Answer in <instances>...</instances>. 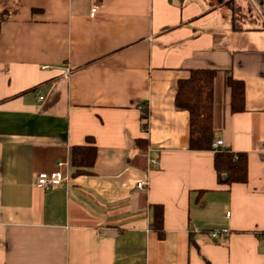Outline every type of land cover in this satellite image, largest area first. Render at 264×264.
<instances>
[{"label":"crops","instance_id":"1","mask_svg":"<svg viewBox=\"0 0 264 264\" xmlns=\"http://www.w3.org/2000/svg\"><path fill=\"white\" fill-rule=\"evenodd\" d=\"M1 9L0 264H264V0ZM210 69L216 138L247 155L246 184L218 183L215 152L190 150L189 114L175 108L177 81ZM230 79L245 85L241 113ZM90 138L95 164L76 173L72 149ZM54 173L68 181L36 185Z\"/></svg>","mask_w":264,"mask_h":264},{"label":"trees","instance_id":"2","mask_svg":"<svg viewBox=\"0 0 264 264\" xmlns=\"http://www.w3.org/2000/svg\"><path fill=\"white\" fill-rule=\"evenodd\" d=\"M4 14L0 13V32L4 22ZM216 70H193L187 79L177 81L175 85V108L189 114L191 151H214V167L220 185L232 186L248 182V157L244 153H234L228 150H214L213 144L217 140L214 131V81ZM231 89V109L233 113L245 110V85L242 81L229 80ZM142 130H149V110L145 106L142 110ZM90 146H75L72 149L71 163L76 173H89L95 164L97 148L94 139H88ZM138 145L146 149V140H138ZM153 228L160 239L164 232V208L154 206Z\"/></svg>","mask_w":264,"mask_h":264},{"label":"built area","instance_id":"3","mask_svg":"<svg viewBox=\"0 0 264 264\" xmlns=\"http://www.w3.org/2000/svg\"><path fill=\"white\" fill-rule=\"evenodd\" d=\"M103 0H90L91 4V13L95 14L98 9L100 4L102 3ZM145 106H140L139 109L143 110ZM213 149L214 150H226L224 149V142L222 140H216L215 143L213 144ZM151 165L153 166H158L159 161L158 160H151L150 161ZM68 181V178H64L61 173H54L52 175H47V174H40L37 179H36V185L42 188H49L52 186H62ZM148 186V182L143 181L138 184V189L140 190H145ZM220 235V232H214L213 233V238H218Z\"/></svg>","mask_w":264,"mask_h":264},{"label":"rangeland","instance_id":"4","mask_svg":"<svg viewBox=\"0 0 264 264\" xmlns=\"http://www.w3.org/2000/svg\"><path fill=\"white\" fill-rule=\"evenodd\" d=\"M4 9H1L0 12H2Z\"/></svg>","mask_w":264,"mask_h":264}]
</instances>
